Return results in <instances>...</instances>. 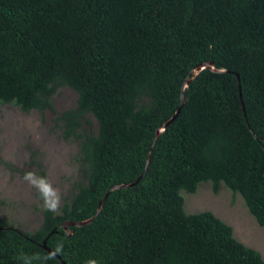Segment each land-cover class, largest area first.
<instances>
[{"label":"trees","instance_id":"obj_1","mask_svg":"<svg viewBox=\"0 0 264 264\" xmlns=\"http://www.w3.org/2000/svg\"><path fill=\"white\" fill-rule=\"evenodd\" d=\"M64 85L76 105L54 121L80 178L58 214L35 191L33 231L0 216V264H264L181 194L222 183L264 229V0H0V103L53 110ZM30 164L6 166L46 176Z\"/></svg>","mask_w":264,"mask_h":264},{"label":"rangeland","instance_id":"obj_2","mask_svg":"<svg viewBox=\"0 0 264 264\" xmlns=\"http://www.w3.org/2000/svg\"><path fill=\"white\" fill-rule=\"evenodd\" d=\"M76 98V92L64 85L52 95L53 110L23 112L12 103H0V216L15 227L35 230L42 220L41 204L36 190L6 163L24 171L34 170L30 164L34 152L46 177L60 189L62 202L80 178L75 159L77 143L64 140L54 121L57 113L76 105ZM181 194L186 213L210 210L232 227L239 241L256 249L264 259V229L248 212L238 193L222 183L218 192H213L210 182H201L194 193L181 190Z\"/></svg>","mask_w":264,"mask_h":264},{"label":"clouds","instance_id":"obj_3","mask_svg":"<svg viewBox=\"0 0 264 264\" xmlns=\"http://www.w3.org/2000/svg\"><path fill=\"white\" fill-rule=\"evenodd\" d=\"M23 181L37 192L38 198L42 202V207L45 211L53 214H58L61 209L62 194L59 188L54 187L53 183L46 177L40 176L35 171H27L22 177ZM62 245H58L54 254L62 252ZM53 254V255H54ZM52 256L44 257V260L51 259ZM23 264H33L34 261H40L42 258L39 254L22 255L19 257ZM86 264H98L95 259H90Z\"/></svg>","mask_w":264,"mask_h":264},{"label":"water","instance_id":"obj_4","mask_svg":"<svg viewBox=\"0 0 264 264\" xmlns=\"http://www.w3.org/2000/svg\"><path fill=\"white\" fill-rule=\"evenodd\" d=\"M207 66H209V63H207V62L201 63V64H199V65L194 69L193 73H196L197 71H199V70H201V69H203V68H205V67H207ZM211 68H212V67H211ZM212 69H213V68H212ZM178 111H179V109L175 112V114H174V115H173V116H172L167 122L164 123L163 128H165L169 123H171V122L174 120V118H175L176 114L178 113ZM158 132H159V129L156 130L155 134L157 135ZM136 181H137V180H136ZM136 181H135V182H136ZM135 182H133V183H135ZM133 183H132V184H133ZM128 185H131V184L116 185V186H114L112 189L117 188V187H122V186H128ZM88 221H89V220L65 222V223L63 224V227H64L65 229H67L69 225H77V226H79V225L85 224V223L88 222ZM42 247H43L44 249H46V250H47L49 253H51V254H54V253H55V251L49 249V248L46 246V242H45V241L42 242ZM54 255L57 256V254H54ZM62 264H64V262H62Z\"/></svg>","mask_w":264,"mask_h":264}]
</instances>
